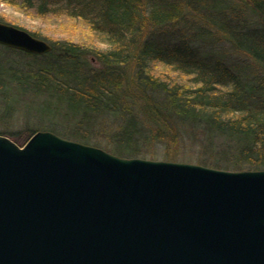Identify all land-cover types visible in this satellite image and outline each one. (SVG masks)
<instances>
[{
    "label": "trees",
    "instance_id": "trees-1",
    "mask_svg": "<svg viewBox=\"0 0 264 264\" xmlns=\"http://www.w3.org/2000/svg\"><path fill=\"white\" fill-rule=\"evenodd\" d=\"M0 1L81 19L105 47L35 32L51 51L0 45L1 118L39 119L25 143L40 130L96 146L101 135L118 156L157 159L148 147L183 141L213 169L264 170V0Z\"/></svg>",
    "mask_w": 264,
    "mask_h": 264
},
{
    "label": "water",
    "instance_id": "water-1",
    "mask_svg": "<svg viewBox=\"0 0 264 264\" xmlns=\"http://www.w3.org/2000/svg\"><path fill=\"white\" fill-rule=\"evenodd\" d=\"M0 45L52 50L3 23ZM0 264H264V170L0 134Z\"/></svg>",
    "mask_w": 264,
    "mask_h": 264
},
{
    "label": "rangeland",
    "instance_id": "rangeland-1",
    "mask_svg": "<svg viewBox=\"0 0 264 264\" xmlns=\"http://www.w3.org/2000/svg\"><path fill=\"white\" fill-rule=\"evenodd\" d=\"M0 20L7 23V25H11L15 27L18 26V28L20 27L26 32L38 33L43 37H46L52 41L70 39L79 42L80 44H87V45L93 44V47L96 48L99 47L101 49L105 48L102 47V45L98 46V44L93 39L94 35L91 33L90 29H88V26L81 21V19L80 20L71 19V18L69 19V17H66L63 14H53V15L50 14L47 16H39L35 12L22 11V9L17 5H9L7 3H3L0 1ZM227 56L228 58L233 57L231 54H227ZM93 65L97 66V63L93 62ZM156 72L159 74H170L173 77V79L177 81L184 80L181 75L172 73L171 69L162 67L161 65H156ZM3 106L4 105L0 101V131H4L12 134V137L9 136L8 137L11 138L13 141H15L16 138V140H18L15 141L16 143L18 142L17 144H19L20 146L24 145L27 139L26 136H28V132H29L28 125H30L33 128L39 127L37 126L39 125V121H38L39 119H31L30 124L27 125L23 117L19 115H15V116L7 115L1 118V116H3V112L6 110L5 107ZM7 112L10 111L7 110ZM55 127L59 128L60 126L58 124L55 125ZM40 131H49V130H40ZM97 136L102 140L100 146H96L94 144H86V145L96 146L110 152L111 154H114L113 152L109 151V149H111L113 145L108 142V139L102 137L101 135H97ZM61 137L72 141H76L64 136ZM147 151H149V153L150 151L154 152V156L157 157V159H152L151 157L148 156L146 157L141 156L138 158L202 165L199 163V161L200 159L206 157V155L201 150H199L198 147H194L192 143H187V144L185 142L183 143V141L180 142V146H175V147H167L165 145H153L152 147H148ZM167 156L173 157L174 159L167 160L165 159V157ZM207 167H211V166H207ZM225 170L248 171V170H234V169H225Z\"/></svg>",
    "mask_w": 264,
    "mask_h": 264
}]
</instances>
